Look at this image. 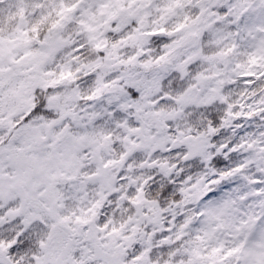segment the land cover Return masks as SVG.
<instances>
[{"label": "snow or ice", "instance_id": "obj_1", "mask_svg": "<svg viewBox=\"0 0 264 264\" xmlns=\"http://www.w3.org/2000/svg\"><path fill=\"white\" fill-rule=\"evenodd\" d=\"M0 264H264V0H0Z\"/></svg>", "mask_w": 264, "mask_h": 264}]
</instances>
